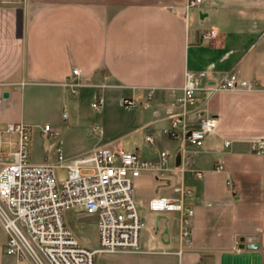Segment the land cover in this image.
I'll list each match as a JSON object with an SVG mask.
<instances>
[{"label":"crops","instance_id":"0c3cea01","mask_svg":"<svg viewBox=\"0 0 264 264\" xmlns=\"http://www.w3.org/2000/svg\"><path fill=\"white\" fill-rule=\"evenodd\" d=\"M201 1L200 12H191L189 0H0V130L10 123L31 130L32 116L39 112L60 120L62 84L73 79L77 68L85 85L77 98L82 93L103 100L108 94L117 104L123 98L137 102L120 125L125 135L100 140L88 154L104 147L138 149L142 158L154 162L161 152L169 153L168 170L160 175L169 186L147 174L135 184L143 223L140 250L97 254L95 264H264V0ZM212 27L216 36L202 40L201 34ZM200 73L204 87L226 80L257 87L197 92L187 123L195 125L210 115L217 127L195 148L168 133L172 116L167 109L181 93L186 75ZM38 130L37 136L44 137ZM65 136L43 139L44 156L31 148L32 162H54L47 149L58 140L63 150ZM146 136L153 138L152 144L145 142ZM124 138L132 141L122 144ZM258 141L263 143L261 154L251 150ZM63 153L68 160L79 157ZM220 163L223 169L216 172ZM147 186L149 194L142 195ZM175 186L191 195L184 199L194 211L191 236L181 241L174 215L171 243L163 245L152 231L155 215L147 202L170 196ZM70 214L68 225L89 245L90 236ZM85 216L97 237V219ZM6 243L0 223V264H31L7 255Z\"/></svg>","mask_w":264,"mask_h":264},{"label":"built area","instance_id":"2783aa9c","mask_svg":"<svg viewBox=\"0 0 264 264\" xmlns=\"http://www.w3.org/2000/svg\"><path fill=\"white\" fill-rule=\"evenodd\" d=\"M201 4V0H189L187 10L200 12ZM216 34L212 27L201 38L211 40ZM72 77L62 84L68 97L76 96L85 86L77 68L72 70ZM256 87L253 82L235 80L204 87V74H187L181 93L167 109L172 116L168 133L186 145L200 148L215 131L217 119L207 115L195 125L187 123V111L195 104V94L252 91ZM102 104V99L96 100L92 108L99 111ZM119 104L125 110L137 106L129 98L121 99ZM51 130L48 125L43 128L47 141L60 136ZM0 137V223L7 235V255L31 264H95L97 254L140 250L143 223L135 201V184L145 174L162 179L160 175L168 170L167 151L154 162L142 158L138 149L116 147L100 148L85 157L68 160L59 147L47 149L49 158L54 154V162L35 164L31 160L32 135L28 126L7 124L0 130ZM145 142L152 144L153 138L146 136ZM229 145L225 143V147ZM251 150L261 154L263 143L255 142ZM58 169L65 171L63 180L57 176ZM222 169V163L215 167L216 172ZM186 196L191 195L183 186H175L170 196H156L147 202L149 212L155 216L168 215L171 220L178 216L181 241L189 240L194 215L193 209L184 204ZM73 211L97 219V249L82 243L68 225L66 214Z\"/></svg>","mask_w":264,"mask_h":264},{"label":"rangeland","instance_id":"374dc122","mask_svg":"<svg viewBox=\"0 0 264 264\" xmlns=\"http://www.w3.org/2000/svg\"><path fill=\"white\" fill-rule=\"evenodd\" d=\"M99 99L100 97L96 98V100ZM96 100L82 93L78 98L77 96L68 97L64 95V105L63 111L60 113V120L57 115H44L42 112L35 113L32 116L35 119H33V123H30L32 130V141L30 144L32 153L45 155L44 137L37 136L38 129L43 131L44 124L51 127L52 133L57 132L61 136L63 134L67 135L64 139L63 150L67 153L77 152L78 158L87 156L88 152L90 153L95 146L100 144V140L107 142L110 139L124 136L125 133L121 130L120 125L123 123L126 110L107 94V97H103L102 110L99 112L92 108ZM64 114H66V117L63 116ZM59 121L62 127L58 126ZM65 130H67L66 133ZM137 139V136H135L134 141ZM128 140L130 139L124 138L122 144H126ZM130 141H132V138ZM57 143L58 140H53L51 149L56 150L59 148L60 145H57ZM51 157L54 159V154ZM64 175L65 171L61 169L57 170L59 180H63ZM149 192L150 187L147 186L142 189L141 194L146 195ZM70 215L76 227L83 229L90 236V244L86 243V245L90 248L97 247L98 240L94 225L89 223L86 216L80 211H73Z\"/></svg>","mask_w":264,"mask_h":264},{"label":"water","instance_id":"95a60500","mask_svg":"<svg viewBox=\"0 0 264 264\" xmlns=\"http://www.w3.org/2000/svg\"><path fill=\"white\" fill-rule=\"evenodd\" d=\"M203 16H201V18H203ZM5 96L7 95L5 94ZM179 163H180V159L177 158V165H179ZM155 181L157 183L162 184L161 185L162 187H167L170 185L169 180L160 179L158 177L155 178ZM161 222H163L162 226H161ZM170 224H171L170 216L163 214H158L155 216V225L152 231L155 235H159V239L163 245H169L171 243Z\"/></svg>","mask_w":264,"mask_h":264}]
</instances>
